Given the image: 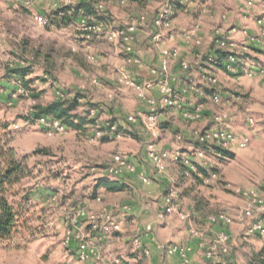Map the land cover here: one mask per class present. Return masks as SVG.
Listing matches in <instances>:
<instances>
[{
    "label": "rangeland",
    "instance_id": "rangeland-1",
    "mask_svg": "<svg viewBox=\"0 0 264 264\" xmlns=\"http://www.w3.org/2000/svg\"><path fill=\"white\" fill-rule=\"evenodd\" d=\"M58 1L0 0V140L9 139V144L15 148L17 156L25 158L30 173L20 182L18 188L29 192L28 205L31 214L27 224L28 230H22L8 244L0 242V264H86L87 262H77L75 259L74 242L67 243L68 231L73 229L74 222H77V227L81 225L85 230H89V220L85 215L77 216L76 212L82 207L85 213L100 215L87 205L95 184V176L106 170L114 154H125L129 158L132 152L128 149L135 147L138 142L137 139H124L121 135H116L114 142H101L102 131L98 127L108 120L106 114L100 115L96 126L88 125L82 132L65 128L53 130L42 127L36 121L27 122L24 116L30 113L34 104L48 102L53 96L56 97L57 90H65L74 95L78 89H87L86 86L79 87L77 82L84 76L88 78L90 73L95 76L90 79L92 84H99L100 72L105 70L104 66H108L111 70L109 75L115 74L113 79L117 81L114 91L121 86L132 88L139 100L147 102L148 109L145 112L137 113L130 107L125 109V113H129L125 117L130 122L140 121L152 139L160 129L158 125L156 128H150L147 121L148 115L155 112L152 104L146 101V93L152 87L139 94L130 83L136 85L146 81L152 84L154 82L124 78L113 64L103 61V58L107 57L104 53L109 55L111 49L118 58H136L141 65L137 66L134 62L130 64L139 70L142 69L145 63L139 57L140 49L137 47L139 29L143 32L144 42L147 43L143 42L145 51L151 50L154 54L153 46L159 53L160 60L163 51L176 52L177 56L169 57L166 64L168 81L171 84V65L179 64L182 71L180 61H184L190 67L185 58L186 49L189 51L193 46L201 52L204 40L208 38L213 40L215 36L221 35L226 38L231 50L247 54L250 49L243 44L244 35L262 44L264 49V0H187L174 24L182 41L189 43V47L184 49L157 46L162 38L160 31L169 27H161L155 23L159 13L157 10L159 7L162 9L157 0H140L141 3L133 0H97L102 10H110L108 13L113 18L111 23L113 24V20L116 22L113 26L134 27L133 35L125 44L118 38L110 37L108 32L82 33L83 29L77 20L61 27L47 25L46 15L52 11L48 6L54 2L56 5H63L65 0L61 1L62 3ZM73 1L71 4L77 2ZM111 1L115 4H110ZM37 16H42L45 23H38ZM247 30L252 31L254 35H249ZM96 43L102 44L103 51L88 49V46L92 47ZM126 46H129V50L125 49ZM35 50H38L37 55L33 53ZM45 53L50 54L49 61L44 60ZM254 56L256 55L252 53L251 56L244 57L245 65L241 67V74L222 72L223 74L218 76V84L215 85L217 89L225 92V97H220L221 99L215 102L216 107L212 110L214 124H219L218 126L230 134L233 133L226 129V125H229L230 130L243 133L240 137L233 134L237 141L226 146L233 153V157L219 162L220 167L218 166L215 177H210L206 181L207 185H200L197 189L198 200H201L204 208L203 218L207 213L219 211L234 216L247 206V197L242 194L245 190H256L259 198L264 200V191L260 187L264 182V51ZM253 60L259 63L258 66L247 67ZM77 65L81 66V69ZM27 66L31 73L26 79L37 80L33 83V88L41 93L36 100L18 95V79L9 73V70L16 67ZM158 67L160 68V61L150 69L158 73ZM81 70L87 75H79ZM184 72L186 76L190 69ZM43 76L47 78L45 85L42 83ZM53 79H58L59 82L53 85L49 82ZM102 81L105 82L102 79L101 83ZM43 86L46 89L41 91ZM114 91L109 98L114 96ZM75 111L77 112V109ZM184 118V121L188 120ZM127 121L124 120V124ZM148 144H152V141L146 142L145 152ZM37 149H42L43 152L35 154ZM153 149L155 150L154 147ZM201 162L206 167H214L217 160L212 155H205ZM114 197L118 198V195ZM106 199L111 201L110 198ZM235 220L237 219L234 218L232 222ZM246 221L248 220L243 219V222ZM92 233L91 230L88 232L89 238ZM129 234L131 235V232L127 236ZM106 236L109 239L106 245L110 246L113 233ZM229 239L231 240L230 237ZM93 245L104 255L96 241ZM125 245L126 250H129L128 240ZM261 249H264V235L245 237L235 234L228 258L233 259L230 260L232 264H244ZM126 250L114 256H119L126 263L121 257L126 258L129 255Z\"/></svg>",
    "mask_w": 264,
    "mask_h": 264
},
{
    "label": "crops",
    "instance_id": "crops-1",
    "mask_svg": "<svg viewBox=\"0 0 264 264\" xmlns=\"http://www.w3.org/2000/svg\"><path fill=\"white\" fill-rule=\"evenodd\" d=\"M59 1L61 2L63 0ZM78 1L80 0H77V2ZM157 1H159L162 6L161 8H163L165 0ZM71 2L74 1L71 0ZM172 2L173 0L170 1V6H173V4H171ZM195 2H198V0H195ZM111 3L115 4L113 1H111L110 4ZM61 5H56V2H54L53 5L48 7L54 10ZM158 11H160V7L157 12ZM169 14L170 25L167 29H163L162 32L160 31L162 38L159 40L157 46L175 49L189 47V43H184L182 41L178 29L174 25L179 19L180 10L172 7V9H169ZM80 19L81 17L77 18V23L80 22ZM111 19L113 18L111 17ZM114 22L113 20V24ZM146 26L148 27V25ZM161 27L159 28L162 29ZM137 32V47L140 49L139 54L141 55L139 57H141L145 63L142 69L139 70L135 68L126 58H118L114 50L112 52L111 49L109 55L104 53L107 57L103 58V61H109L110 64H113L114 68L122 74L124 78L128 77L132 81L150 80L154 82L151 90L146 93L148 96L146 101L152 104V109L155 108L156 113H160L158 117V126L160 129H158L159 133L154 138L150 139L149 133L143 128L140 121H127L125 116L129 113L126 114L125 109L132 107V109H134L133 111L137 113L145 112L148 109L147 102L139 100L132 88L121 86V88H115L114 91L113 88L117 81L113 79V75L115 74L109 75V71L111 70L108 66H104L105 70L100 72L101 78L99 84H92V81H90L92 77H95L92 73L89 74L88 78L84 76L82 80L77 82L78 86L82 85L87 88L85 90H77L85 95L82 102L89 101L99 106V110H97L99 118L102 114H106L108 119L115 118L117 123L124 129L138 136L136 146L128 149V151L132 152L129 160L134 164L136 171L129 172L125 170L118 177H113L108 175L106 170H104V172L95 176L96 180L94 186L101 181L117 182L118 184L124 185L126 189L124 191H109L106 186L100 185L93 192V186L91 193H94L95 197L91 198V195L89 196L90 198L87 201L88 207H90L91 210H96L95 213L99 212L107 216L108 220H118L121 228L119 231L113 232V238L110 239V246L106 245L109 241L107 236H102L104 239L97 238L94 231H92L93 233L91 234L92 239L97 242L99 248L101 247L105 257L120 255V252L122 253V251L126 250L125 241L128 240L130 242L131 237L137 229L150 225L152 228L151 232L147 233L142 238L144 244L149 247V256H143L138 252L132 251L130 248L126 250L129 253L126 258L121 256L126 260L125 264H180L179 254L166 255L161 251L160 246L167 243H183L189 245L191 247V251L188 254L189 264H201L204 251L212 245V238L218 226L211 225L206 220L207 214L203 218V214L195 210L194 199L198 198L197 189L199 186H195L194 179L187 171L171 164L170 159L174 154L178 153L182 157L188 156L189 159L193 161L198 160L193 157V155H190L193 147V136L202 130L213 129L219 125L214 124L212 120V110L213 107H216L215 102L212 101V96L218 94L219 99L223 96L225 97V92L217 89V86H210L211 84H209L207 76H216L218 79V76L223 74V71L208 70L206 61L203 60L210 51V38L204 40V46L201 52L199 48L193 46L189 48V51L186 49L187 53L185 58H187L190 63V72L186 76L180 71L179 64L173 63L171 65L170 69L173 73L171 86L176 98H180L184 109L193 110L199 107L202 112V117L199 120L187 123L189 121L186 122L183 119V114L186 112L185 110H179L176 106L167 105L163 100V95L159 92L157 87L159 67L158 73L150 69L159 63L160 55L153 46L154 54L151 50L145 51V44H143L145 38L142 34L143 32L139 31V29H137ZM247 32L251 36L254 35L250 30H247ZM242 39L245 41L243 44L250 49L246 55L251 56L253 53L257 56L263 53L264 49L262 48V44L256 43L254 39H249V36L243 35ZM144 43H146V41ZM88 49L95 51L100 49L99 51H103L102 49H104V47L101 43H96L92 47L88 46ZM250 63L251 64L247 66L249 68H252V66L257 67L259 64L254 60ZM242 65L245 64L243 63ZM77 67L81 69V66L79 67V65H77ZM82 73L87 75L84 70H81L79 75H82ZM43 78L44 82L42 83L44 84L47 78L44 76ZM102 79L105 82L102 81L101 83ZM35 81L31 82V87H34L33 83ZM49 82L56 85L59 81L58 79H53ZM212 87L216 89L213 94H210L209 92ZM42 89L46 88H40L41 91ZM113 91L115 92V94H113L114 96L109 98ZM54 97L55 96L50 98L48 102L54 100ZM86 109L84 105H80L77 107V114L84 113ZM124 120L127 121L125 122L126 124H124ZM226 129L238 137L242 136V131L230 130L229 125H226ZM115 137L116 135L113 136L111 141H113ZM122 137L124 139L128 138L130 141L134 140L129 136ZM149 141H152V145L164 166L163 170L160 172L156 171L155 162L146 155L145 144ZM210 153L211 150L205 155L210 156ZM215 165L216 166L213 168L219 169L220 163L218 161L215 162ZM140 175L148 178V183L142 182L139 177ZM171 191H173V201L177 203L178 210L187 216V220L181 219L180 215L176 212L169 214L163 212V198ZM116 195H118V198L114 197ZM103 196L110 198L111 201L106 198L101 199L100 197ZM246 223L247 222L235 220L230 226L228 225L229 227L225 226L231 238V243L234 242L235 234L244 235L245 237L250 235L245 232ZM193 230L200 232L202 235L197 236ZM129 232H131V235L129 234V236H127ZM222 260V256H216L210 261V264H221ZM230 260L232 261L233 259ZM86 264H96V262L89 261Z\"/></svg>",
    "mask_w": 264,
    "mask_h": 264
},
{
    "label": "trees",
    "instance_id": "trees-1",
    "mask_svg": "<svg viewBox=\"0 0 264 264\" xmlns=\"http://www.w3.org/2000/svg\"><path fill=\"white\" fill-rule=\"evenodd\" d=\"M135 2L141 3L140 0H134ZM195 2V0H191ZM202 1V0H198ZM99 1L97 0H83L78 1L69 5H61L60 7L52 10L46 15L47 25H56L61 27L69 23H75L78 17H85L87 24L94 26L95 23L109 24L111 23V17L107 10L99 9L97 6ZM173 6L169 5V9L176 8L182 11L184 5L180 4L179 0H173L171 3ZM171 7V8H170ZM82 33L89 34L92 33L91 30H85ZM221 42L228 44L226 38L221 35L215 36L211 40L209 46V54L206 55L203 60L206 61V67L210 71L220 70L223 72L230 73L226 64L230 61L231 57L235 58L233 65L236 68L235 74H241L243 66V60L247 57L246 53H239L231 50L227 46H221ZM34 55L38 54V50L33 51ZM33 59V56H31ZM49 53L44 54V60L49 61ZM243 57V58H242ZM245 57V58H244ZM27 67H16L12 70H9V73L12 77H15L20 81L22 86L27 91V96L36 100L40 96V92L34 90L31 87L32 80H27L26 77L31 73L30 68ZM190 67L187 68L188 71ZM44 70V69H43ZM185 71V72H186ZM45 72H47L45 70ZM184 72V71H183ZM184 72V73H185ZM233 74V73H230ZM208 78L210 75L207 76ZM209 81V80H208ZM210 86H215L217 83H210ZM216 88L212 87L210 94H213ZM64 93H68L71 97L66 99H61L55 97L54 100L34 104L30 113L24 116V119L27 122H34L37 118L41 116L51 117L58 120L65 129L72 130L75 132H82L87 129L88 125L96 126L98 121L99 106L90 103L89 101L82 102V99L85 98V95L79 91L72 95L70 92L63 90ZM217 95L218 94H214ZM213 95V96H214ZM173 96L176 95L173 93ZM212 96V97H213ZM179 110H185L187 113H193V110L184 109L180 98ZM84 105L86 111L81 114H77L75 111L77 107ZM175 107V106H174ZM93 110L94 113L90 114V111ZM202 117V112L200 117L196 120H186V121H197ZM185 119V118H184ZM187 119V118H186ZM6 127V125H4ZM102 131L100 141L103 143L109 142L113 139L115 135L129 136L133 139H138V136L132 133L129 130L124 129L119 125L115 118H110L106 120L102 126L98 127ZM209 129L202 130L196 133L193 136V145L201 148L205 151V154L211 150V155L216 158L218 162L229 159L233 157V153L229 151L226 146H219L214 143H211L209 140L199 139L205 135ZM43 152L42 149L35 150V154ZM186 156L179 157L178 163L176 166L182 168L184 171H187L192 178L194 179L195 186L207 185L206 181L211 177L212 174H216L218 171L213 167H206L201 160H191L190 165L183 162ZM30 171L25 162L24 157H19L16 154L15 148L9 144V139L0 140V242L3 244H8L18 236L22 230H28L27 224L30 222V207L28 201L30 198L29 192H24L20 190L18 185L20 182L29 175ZM109 175V174H108ZM118 177V176H113ZM100 185L106 186L109 191H124L126 187L117 182H98L93 189V192ZM91 198L95 197L94 193H91ZM195 210L203 213L204 208L201 205V200L194 199ZM208 214V213H207ZM206 215V214H205ZM90 228L89 225H87ZM32 233H34L32 231ZM75 254V251H73ZM244 264H264V249H261L257 254L253 256L252 259L248 260Z\"/></svg>",
    "mask_w": 264,
    "mask_h": 264
},
{
    "label": "built area",
    "instance_id": "built-area-1",
    "mask_svg": "<svg viewBox=\"0 0 264 264\" xmlns=\"http://www.w3.org/2000/svg\"><path fill=\"white\" fill-rule=\"evenodd\" d=\"M64 1V0H63ZM171 0H165L163 8L159 11L156 16L155 23L160 26H169L170 25V14H169V5ZM187 0H179L180 4L184 5ZM71 4V0H65L64 5ZM99 9L102 8L101 5L97 6ZM36 20L38 23L42 24L45 23V19L42 16H37ZM79 26L83 31L91 30L92 32H97L98 34L107 33L110 34V37L118 38L121 40L123 44L126 43L127 39H130L133 35L134 27L132 25L127 26H120L115 27L112 23L107 25L102 23H95L94 26H90L87 24L86 18L81 17ZM159 36V34H157ZM221 46H224V42L220 43ZM127 45V44H126ZM225 46L230 47L229 43ZM126 50H129V46L125 47ZM177 54L175 51H163L161 54L162 59L160 60V68H159V80L157 82V87L159 92L163 95V100L166 102L167 105L171 106H180V102L178 98L173 96V89L168 81V75L166 72V64L168 62L169 57H176ZM128 61L134 62L137 66H140V62L138 59L133 57H126ZM235 58L231 57L230 61L226 64L227 70L232 73L236 71L235 66L233 63L235 62ZM180 66L182 71H186L188 65L185 64L184 61H180ZM210 83H217L218 79L216 76H210L208 78ZM132 81V80H131ZM96 83V81H94ZM136 84V82H135ZM134 87L135 90L139 92V94L144 93L145 90H149L152 87L151 82H141L134 85V83H130ZM16 93L20 96L27 97V91L22 86L20 81H17V89ZM56 97L61 99H66L71 97L70 94L64 93L63 90L56 91ZM213 102H218L219 97L214 95L212 97ZM94 111L91 110L90 114H93ZM29 113L25 114L28 115ZM201 110L199 107L194 109L193 113L184 112L183 116L186 117L188 120H196L200 117ZM160 113L154 112L153 114L148 115L147 121L148 124L153 128H156L158 125V117ZM131 119V117H129ZM42 127L53 129V130H63L65 127L56 119L51 117L41 116L35 120ZM203 139L209 140L211 143H214L219 146H227L230 143L237 141L234 138L233 134L228 133L224 128L220 126H216L213 129H209L203 137L199 140L202 141ZM146 155L148 158L152 159L155 162V169L157 172L163 170L164 166L161 163L156 151L153 149L152 144H148L146 146ZM191 156L195 157L196 159L201 160L205 156V151L199 147L193 145L191 149ZM189 155V156H190ZM180 155L178 153L174 154L170 162L173 165H177ZM185 164L190 165L189 157L186 156L183 160ZM191 167V165H190ZM192 168V167H191ZM134 172L135 166L132 164L125 154H114L112 156L111 164L106 168V172L110 176H119L123 171ZM141 181L144 183H148L149 179L144 177L143 175L139 176ZM211 177H215V174H212ZM260 187L264 191V182L260 184ZM247 197V206L243 210H240L234 216L230 215L227 212L219 211L213 214H207L206 220L214 226H218V229L215 230L213 238H212V245L208 247L203 254V260L201 264H210V261L216 256H222L223 260L221 264H232L229 260V254L231 252V243L229 239V235L225 229V226H228L232 223V220L235 218L239 222H243V219H247L245 225V232L250 235H264V200L259 198V195L256 190L249 189L242 192ZM173 191L169 192L163 198V212L166 214L176 212L180 215V218L183 220H187V216L181 213L178 210V205L173 201ZM77 216H86L89 220L90 228L89 230H85V227L81 226L77 227V222H74V227L71 231H68L67 236V243L74 242L75 247V259L77 262H89L94 261L96 264H125L119 256H107L101 254V251L98 249L97 246L93 245L95 242L92 237L89 238L88 232L94 231L96 237L101 238L102 236H106V234H111L113 232H117L120 230V225L117 221L108 220L107 216L100 214L97 216L93 213H85L84 209L78 208L76 212ZM78 229V230H77ZM83 229V230H82ZM152 228L150 225H146L141 229H137L133 236L130 239V248L134 252H138L143 256H149L150 250L143 242V236L147 233L151 232ZM193 232L200 236L202 235L200 232L193 230ZM161 251L166 255L172 254H179L180 256V264H189V252L191 251V247L187 244L183 243H167L160 246Z\"/></svg>",
    "mask_w": 264,
    "mask_h": 264
}]
</instances>
